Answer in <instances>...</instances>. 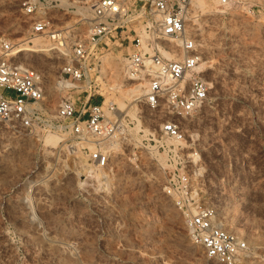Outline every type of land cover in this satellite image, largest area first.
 Masks as SVG:
<instances>
[{"label": "rangeland", "instance_id": "obj_1", "mask_svg": "<svg viewBox=\"0 0 264 264\" xmlns=\"http://www.w3.org/2000/svg\"><path fill=\"white\" fill-rule=\"evenodd\" d=\"M94 1L0 0V46L42 74L50 120L67 92L56 84L67 60L57 36L70 28L85 37ZM186 16L208 86L203 106L190 116L150 108L144 85L124 75L134 50L106 55L103 110L121 123L103 142L106 167L65 143L66 133L0 121V264H217L189 241L181 205L216 209L247 245L237 264H264V0H191ZM39 21L48 23L43 34L33 30ZM35 45L45 51L23 50ZM169 119L180 144L160 132ZM178 158L185 186L170 180Z\"/></svg>", "mask_w": 264, "mask_h": 264}, {"label": "built area", "instance_id": "obj_2", "mask_svg": "<svg viewBox=\"0 0 264 264\" xmlns=\"http://www.w3.org/2000/svg\"><path fill=\"white\" fill-rule=\"evenodd\" d=\"M226 0H222L225 2ZM191 0H95L85 37H72L70 28L61 31L60 46L67 49L56 84L66 94L57 105L53 120L45 115L43 76L36 69L14 60L9 43L0 46V121L24 128L66 133L65 143H75L98 168L108 164L109 153L103 142L117 136L120 122L103 110L104 89H108L100 69L104 57L115 50L132 48L123 61L125 77L144 85V100L152 109L171 115L190 116L207 98L208 86L199 70L201 55L196 40L187 31L186 10ZM24 4L23 6H25ZM33 5L25 11L32 13ZM36 33L49 30L48 23L33 26ZM55 32L49 36L54 38ZM110 89V88H109ZM73 91L75 95L70 93ZM109 111H114L109 105ZM163 136L180 144L184 135L176 120L160 126ZM181 146V145H180ZM170 180L187 185L183 160L178 158ZM172 187L167 194H172ZM184 216L189 241L217 264H237L247 250L246 243L223 224L212 207H178Z\"/></svg>", "mask_w": 264, "mask_h": 264}, {"label": "bare ground", "instance_id": "obj_3", "mask_svg": "<svg viewBox=\"0 0 264 264\" xmlns=\"http://www.w3.org/2000/svg\"><path fill=\"white\" fill-rule=\"evenodd\" d=\"M68 5V4H67ZM71 5H72V3H71ZM82 14V13H81ZM83 16H84V14H83ZM56 37V36H55ZM35 44V43H34ZM40 44V43H39ZM47 46V45H46ZM45 46V47H46ZM44 46H42V45H35L34 47H29V46H25V48L23 49V50H25V51H34V52H36V51H45V49L43 48ZM51 47V46H50ZM52 48V47H51ZM61 50V49H60ZM47 51V50H46ZM107 57V56H106ZM105 57V58H106ZM105 61V60H104ZM106 63H107V61H106ZM104 68L102 67L101 69H100V71L101 70H103ZM113 73V72H112ZM114 73H116V72H114ZM113 75V74H112ZM115 75V74H114ZM114 81V80H113ZM109 84V83H108ZM114 84V83H113ZM139 85V84H138ZM137 85V86H138ZM117 86V85H116ZM136 86V87H137ZM140 86V85H139ZM118 88V87H117ZM139 89V88H138ZM137 90V89H136ZM140 90H137V91H135L134 90V93H136V92H139ZM139 94V93H138ZM164 111V110H163ZM159 112V111H158ZM134 117V116H133ZM53 140H54V143L53 144H58L59 142H60V139L58 138V137H55V138H53ZM53 140H52V142H53ZM173 143H175V142H173ZM55 146V145H54ZM31 183V182H30ZM37 184V183H36ZM44 184V183H43ZM42 184V185H43ZM31 188V187H30ZM28 221H30V222H34L36 219H34L33 218V216H32V214H29V217H28ZM37 221V220H36ZM36 223V222H35ZM34 224V223H33ZM48 239V238H47ZM48 241V240H47ZM53 240H49V242H52ZM55 242V241H54ZM49 244H51V243H49ZM48 244V245H49Z\"/></svg>", "mask_w": 264, "mask_h": 264}]
</instances>
